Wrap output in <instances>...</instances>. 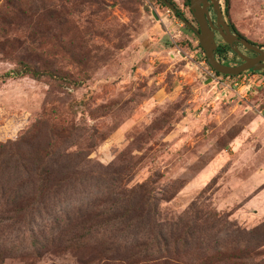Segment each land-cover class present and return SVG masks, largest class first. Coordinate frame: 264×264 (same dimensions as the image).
Here are the masks:
<instances>
[{"label":"rangeland","instance_id":"1","mask_svg":"<svg viewBox=\"0 0 264 264\" xmlns=\"http://www.w3.org/2000/svg\"><path fill=\"white\" fill-rule=\"evenodd\" d=\"M171 1L181 19L157 0H0V143L31 125L46 135L56 126L88 171L124 168L128 187L153 179L163 221L198 201L249 231L264 222V70L216 76L182 22L197 28L189 5ZM219 2L224 20L264 49V0ZM208 11L215 24L211 4ZM226 57L231 66L240 60ZM15 59L82 85L14 78ZM92 195L82 182L53 202V214ZM1 250L4 263L31 261ZM35 264L74 260L47 255Z\"/></svg>","mask_w":264,"mask_h":264},{"label":"trees","instance_id":"2","mask_svg":"<svg viewBox=\"0 0 264 264\" xmlns=\"http://www.w3.org/2000/svg\"><path fill=\"white\" fill-rule=\"evenodd\" d=\"M176 16L182 18L179 12ZM230 51L224 44L218 53ZM13 63L14 78L59 88L82 85L23 59ZM57 131L51 126L46 135L31 125L14 140L0 143V239L6 246L0 248V264H7L1 249H8L5 259L18 252L30 255L28 264L47 255H68L74 264H264V222L246 231L227 215L205 211L198 201L175 220L163 221L153 179L128 187L131 177L124 168L88 171V163L74 159L64 147L71 135ZM82 182L91 184L94 195L74 210L54 215L53 202L77 192ZM8 227L11 232L6 233Z\"/></svg>","mask_w":264,"mask_h":264},{"label":"water","instance_id":"3","mask_svg":"<svg viewBox=\"0 0 264 264\" xmlns=\"http://www.w3.org/2000/svg\"><path fill=\"white\" fill-rule=\"evenodd\" d=\"M189 10L197 24L194 28L186 20L182 22L198 38V43L202 49L206 63L217 74L229 77H237L247 71L259 72L264 70V49L250 44L246 39L240 38L232 31L230 25L224 20V15L220 7L219 0H188ZM164 6L176 13V8L167 0H161ZM211 4L212 11L215 12V24L212 22L208 8ZM181 19L180 16H178ZM215 31L222 41L234 52L242 61L240 64L228 65L219 62L215 57L217 44L215 41ZM238 44L245 47L254 54V57H246L238 50Z\"/></svg>","mask_w":264,"mask_h":264},{"label":"flooded vegetation","instance_id":"4","mask_svg":"<svg viewBox=\"0 0 264 264\" xmlns=\"http://www.w3.org/2000/svg\"><path fill=\"white\" fill-rule=\"evenodd\" d=\"M208 9H209V8H208ZM229 25H230V24H229ZM230 27H231V26H230ZM215 35H216V36L218 35V33H217L216 31H215ZM215 38H216V37H215ZM238 45H240V44H238ZM238 45H237V46H238ZM221 46H223V45H220V44L217 45V49H216L215 53H218V52H219V49H221ZM218 54H219V53H218ZM225 54H226V53H225ZM252 57H254V54L250 56V58H252ZM241 62H242V61L239 60L237 64H240Z\"/></svg>","mask_w":264,"mask_h":264},{"label":"built area","instance_id":"5","mask_svg":"<svg viewBox=\"0 0 264 264\" xmlns=\"http://www.w3.org/2000/svg\"><path fill=\"white\" fill-rule=\"evenodd\" d=\"M219 56H222L223 58H225L226 57V54H224V55H216L215 57H216V59L219 61V62H222V59H220L219 58ZM227 58V57H226ZM228 61V60H227ZM224 64H225V62H224Z\"/></svg>","mask_w":264,"mask_h":264}]
</instances>
